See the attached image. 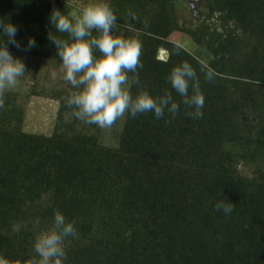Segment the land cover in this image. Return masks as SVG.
<instances>
[{"label": "trees", "instance_id": "obj_1", "mask_svg": "<svg viewBox=\"0 0 264 264\" xmlns=\"http://www.w3.org/2000/svg\"><path fill=\"white\" fill-rule=\"evenodd\" d=\"M205 2L217 22L184 28L173 0L108 1L118 17L112 34L142 43L133 95L168 91L179 101L167 78L188 62L205 97L202 119L187 117L183 106L171 124L167 114L125 116L115 144L106 146L102 128L65 106L77 91L65 80L49 92L30 89L29 97L57 104L48 136L24 132L20 95L5 91L0 264L38 259L33 242L53 228L56 211L78 231L65 241V264H264V0ZM53 9L72 11L63 0H0V20L18 27L20 49L4 40L13 56L63 67L48 39H68L52 29ZM176 35L195 42L197 53L173 41ZM28 37L37 46L24 50ZM201 64L214 69L212 82ZM221 201L233 205L230 215L215 210Z\"/></svg>", "mask_w": 264, "mask_h": 264}, {"label": "clouds", "instance_id": "obj_2", "mask_svg": "<svg viewBox=\"0 0 264 264\" xmlns=\"http://www.w3.org/2000/svg\"><path fill=\"white\" fill-rule=\"evenodd\" d=\"M48 19L52 29L66 33L68 37L65 40L48 34L62 62L64 80L77 90L68 96L65 103L66 107L73 109L75 119L103 129L111 128L125 116L135 119L138 115L152 113L155 120L164 119L167 114L171 119L165 123L171 124L180 113L181 106L187 117L193 120L203 118L205 97L197 70L188 62L174 66L167 78L171 89L181 98L179 101L168 91L154 96L140 90L133 95V87L141 83L138 69L142 68V43L112 34L118 17L106 0H92L67 14L53 9ZM17 31V25L8 19L7 22L0 20V107H3L6 89L14 88L26 74L23 60L14 57L4 43L7 38L9 43L20 49L21 44L15 39ZM93 32L99 35L93 36ZM36 46L35 39L28 37L24 50ZM199 71L207 82H212L216 76L214 69L207 64H201ZM215 210L223 211L227 216L233 211V205L221 201L215 205ZM34 223L39 224V219ZM53 225L51 230L34 240L33 250L38 259L34 258L32 264H65L67 261L64 244L69 237L78 238L77 228L74 222H66L59 211L54 213Z\"/></svg>", "mask_w": 264, "mask_h": 264}, {"label": "rangeland", "instance_id": "obj_3", "mask_svg": "<svg viewBox=\"0 0 264 264\" xmlns=\"http://www.w3.org/2000/svg\"><path fill=\"white\" fill-rule=\"evenodd\" d=\"M71 5L72 10L83 7L92 0H63ZM109 0H106L108 3ZM207 6V5H206ZM195 11L198 14L195 17H191L189 12H185L182 5L175 3V12L177 20L179 23H184V21H194L198 23L202 21V17L206 22H217V16L211 11V8L201 9L198 11L199 7L195 6ZM184 28L187 26L184 25ZM173 41L178 42L181 47L192 54L197 53L198 46L191 39L183 35H176ZM19 57L23 60L26 65V74L19 79L18 84L14 88H8L6 91H12L20 95L18 106L24 112V124L23 129L25 133L35 134V135H50L53 129V124L55 120V114L57 109V104L51 100L29 97L30 89L32 86L36 85L38 89H45L48 92L51 90L58 89L60 84L57 83V79L64 80V68L56 67L49 62L40 63L35 59H31L23 56ZM167 57L166 53H160L159 57L161 60H165ZM55 73V76H53ZM124 118L118 120L111 128L102 129V143L106 146L114 145L115 132L121 130Z\"/></svg>", "mask_w": 264, "mask_h": 264}, {"label": "flooded vegetation", "instance_id": "obj_4", "mask_svg": "<svg viewBox=\"0 0 264 264\" xmlns=\"http://www.w3.org/2000/svg\"><path fill=\"white\" fill-rule=\"evenodd\" d=\"M175 3L180 4L183 6L185 12H189V15L191 17H195L198 12L195 11V6L199 7L198 11H203V9L207 8V3L205 0H173ZM207 5V6H206ZM209 7V6H208ZM204 19V16L202 17V20ZM202 21H199L198 23H195L193 20L189 22L179 23L180 27H183L184 25L187 26V28H194L196 25L200 24Z\"/></svg>", "mask_w": 264, "mask_h": 264}, {"label": "water", "instance_id": "obj_5", "mask_svg": "<svg viewBox=\"0 0 264 264\" xmlns=\"http://www.w3.org/2000/svg\"><path fill=\"white\" fill-rule=\"evenodd\" d=\"M159 55H160V51L158 52V57H159ZM164 60V59H163Z\"/></svg>", "mask_w": 264, "mask_h": 264}, {"label": "crops", "instance_id": "obj_6", "mask_svg": "<svg viewBox=\"0 0 264 264\" xmlns=\"http://www.w3.org/2000/svg\"><path fill=\"white\" fill-rule=\"evenodd\" d=\"M160 53H165V52H163V51H160Z\"/></svg>", "mask_w": 264, "mask_h": 264}]
</instances>
